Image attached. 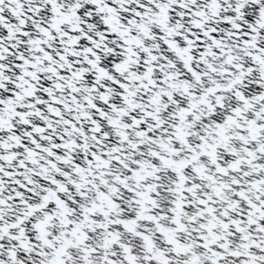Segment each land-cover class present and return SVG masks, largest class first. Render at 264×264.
<instances>
[{"label":"water","instance_id":"1","mask_svg":"<svg viewBox=\"0 0 264 264\" xmlns=\"http://www.w3.org/2000/svg\"><path fill=\"white\" fill-rule=\"evenodd\" d=\"M0 264H264V0H0Z\"/></svg>","mask_w":264,"mask_h":264}]
</instances>
